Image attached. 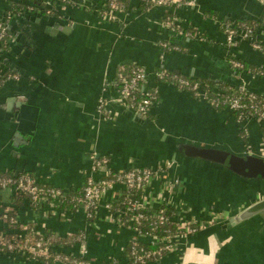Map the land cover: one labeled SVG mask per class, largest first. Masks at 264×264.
<instances>
[{"label": "crops", "instance_id": "crops-1", "mask_svg": "<svg viewBox=\"0 0 264 264\" xmlns=\"http://www.w3.org/2000/svg\"><path fill=\"white\" fill-rule=\"evenodd\" d=\"M10 1L25 9L10 19L15 40L0 49V64L19 76L0 89V174H30L40 185L74 193L92 174L93 155L107 158L117 172L150 169L155 179L149 208L168 205L179 220L205 225L154 264H264V212L235 226L227 224L264 199V182L182 159L178 150L179 144H191L264 158V126L252 119L238 122L231 112L216 110L153 76L164 69L264 97L263 76L236 72L230 64L235 59L261 67L264 55L250 42L229 48L224 29L250 22L258 26L257 42L264 41V0H188L195 6L165 8L133 0L115 21L99 16L102 0H66L54 6L51 0H0V22L11 15ZM49 5L56 13L47 14ZM29 6L40 12H27ZM172 17L180 22L176 32L167 25ZM165 43L178 50H164ZM133 65L150 74L146 88L159 91L148 116L116 101L120 70ZM100 99L108 101L105 115L98 112ZM13 197L1 195L6 205L15 203ZM28 206H16L21 225L34 223L25 212ZM41 226L61 237L84 234L96 264L126 257L135 237L132 230L111 222L106 211L94 222L75 213L65 219L51 216ZM0 264L44 263L0 253Z\"/></svg>", "mask_w": 264, "mask_h": 264}, {"label": "built area", "instance_id": "built-area-1", "mask_svg": "<svg viewBox=\"0 0 264 264\" xmlns=\"http://www.w3.org/2000/svg\"><path fill=\"white\" fill-rule=\"evenodd\" d=\"M104 7L99 11V16L106 21H115L118 14L126 10V2L133 0H102ZM145 2L151 7H194V3L188 0H137ZM55 2L66 3V0H56ZM55 2L52 1L54 6ZM51 6V8H53ZM29 13H39L40 10L34 6H29L26 10ZM48 15L53 14L50 10ZM11 19V15L8 20ZM177 17L168 18V27L176 32L179 25ZM9 23L0 22V47L1 41L5 42L9 48L15 37L8 36ZM258 26L249 27L246 25L227 24L225 26L226 43L229 48H236L242 42H250L252 47L264 55V41L257 42ZM180 35L183 31L178 32ZM188 36L204 41L203 37L196 33H188ZM7 37V38H6ZM166 51L178 50L169 44H163ZM234 71H248L244 63L235 59L230 60ZM157 82L162 83L167 76L166 71L155 72L153 74ZM264 77V73L262 74ZM150 74L142 66H136L131 76L120 75L118 79L119 97L117 103L125 106L128 110L141 116H148L151 109L157 104L159 91L157 87L146 88ZM19 76L14 73H7L3 65L0 64V89L2 84L11 81H18ZM176 84H172L183 91H193L196 99L207 102L212 107H218L219 103L207 100V96L202 91L199 84H191L184 79H176ZM140 94V99H138ZM264 100V99H263ZM244 101L249 102L245 104ZM113 102L112 100L110 103ZM108 101L100 99L98 112L105 115ZM225 110L231 113L240 112L238 122L245 120H256L264 126V101H257L253 94L228 97L223 103ZM247 112V113H246ZM92 174L87 178L83 187L78 193L82 194L77 200L78 208L75 212L62 210L61 206L67 201V192L48 186H40L36 179L30 174H21L18 178L9 175L0 176V196L3 193H11L14 197H26L29 200L28 209L25 212L33 215L34 223L29 225H18L19 212L11 205H6L3 200L0 204V223L5 227L0 230V253L18 256L20 258L43 262L44 264H96L89 257V250L86 246V236L82 233L70 234L61 237L55 233H49L41 226L42 221L50 219L51 216L65 219L81 213L86 220L94 222L101 211L109 213V220L116 225L132 230L135 237L129 243L127 256L113 258L104 264H154L163 259L166 255L174 252L178 245L187 237L195 235L205 227L194 220H179L176 235L157 237L154 230L170 221L160 210L153 215L146 214L149 210L150 192L152 190L155 174L150 169L134 168L124 172L112 170L107 158L93 155ZM172 183L169 188H172ZM117 187H122L120 192ZM131 192H139L138 199L130 198ZM6 205V206H5ZM131 213V214H130ZM148 222L151 225L150 232H144L142 224ZM20 227L17 230H12ZM155 246L148 249L144 245ZM75 248L78 253L72 252Z\"/></svg>", "mask_w": 264, "mask_h": 264}, {"label": "trees", "instance_id": "trees-1", "mask_svg": "<svg viewBox=\"0 0 264 264\" xmlns=\"http://www.w3.org/2000/svg\"><path fill=\"white\" fill-rule=\"evenodd\" d=\"M53 2H55L56 0H51ZM10 6H11V9H10V13H11V18L15 17L16 15H21L24 11V7L25 5L23 4H20L16 1H10ZM93 9V8H92ZM94 10V9H93ZM50 11L54 14L56 13V10H54V8H51ZM5 21H7L9 23V25L11 24V20H8L6 19ZM238 25H246V26H249V27H253L255 25H252V23L250 22H241V23H238ZM225 29V27H224ZM8 31V36H12V33L10 31V28L7 30ZM6 37V38H7ZM9 39V37L7 39H4L3 41H1V47L0 49L4 50V49H7L6 47V41ZM245 64V63H244ZM138 66V65H137ZM246 66V69L248 70V72L250 74H253V75H259V76H262V74L264 73V66H261V67H252V66H249L247 64H245ZM136 67V65H133L129 68H123L120 70V74L122 76H125V77H130L131 76V73L133 71V69ZM163 71H166L164 69H159L157 70V72H163ZM14 73L15 72L12 70V69H9L8 70L6 69V74L7 73ZM167 73V76L168 77H165L164 80L162 81V83H169V84H176V79H184L186 81H189L192 85L193 84H199L202 91L205 92L206 96H207V100H211V101H215L217 103H219V106L218 107H213L214 109L216 110H225V105L223 104L224 101L226 100V98L228 97H233V96H239V95H250V94H253L257 101H264V97L261 96V95H257L249 90H244V89H240V88H232L230 86H215L214 84L212 83H206V82H202V81H199V80H194V79H191V78H187V77H183L181 75H178V74H175V73H172V72H169V71H166ZM187 92V91H186ZM189 92V91H188ZM192 96L195 95V92L193 91H190L189 92ZM140 94H138V99H140ZM245 104H249V102L247 101H244ZM247 113V112H246ZM233 115H235L236 117H238V115L240 114V112H237V113H232ZM22 173H12V174H8L9 176H14V177H19ZM0 176H2V174H0ZM40 185V184H39ZM40 186H44V185H40ZM49 187V186H48ZM79 191L77 192H74V193H68L67 194V201L65 204H63L61 206L62 210H66L68 212H75L76 208H78V203H77V200L82 197V194L81 193H78ZM130 198L132 199H138L139 198V192H131V196ZM2 202V199H1V196H0V204ZM13 204H11L12 207H14L16 210H17V205H23L24 202H28L29 203V200L26 198V197H13ZM6 206V205H5ZM160 210H164V214L170 218V221H168L167 223L163 224V225H159L155 230H154V235H156L157 237H164V236H167V235H176L178 233V229H177V224H178V221L175 220V217L177 216V211L175 210V208L171 207V206H168V205H161L159 208L157 209H149L146 211V214L148 215H153L155 214L156 212H159ZM131 214V213H130ZM18 225H21V223L19 222ZM143 227V230L144 232H150L151 231V225L148 223V222H143L142 226ZM18 228L20 227H15L13 228L12 230H17ZM146 248L148 249H153L155 246H152V245H144ZM129 251V250H128Z\"/></svg>", "mask_w": 264, "mask_h": 264}, {"label": "water", "instance_id": "water-1", "mask_svg": "<svg viewBox=\"0 0 264 264\" xmlns=\"http://www.w3.org/2000/svg\"><path fill=\"white\" fill-rule=\"evenodd\" d=\"M73 1L81 4L91 2V0ZM178 150L179 157L182 159L203 161L211 167H219L224 172L231 173L241 179L264 182V158L252 155L241 156L225 150L197 147L191 144H179ZM263 212L264 199L252 204L235 218L229 220L227 224L235 226Z\"/></svg>", "mask_w": 264, "mask_h": 264}]
</instances>
